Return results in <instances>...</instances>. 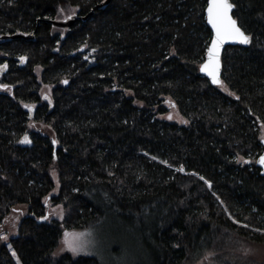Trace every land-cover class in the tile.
<instances>
[{"label": "trees", "instance_id": "16d2710c", "mask_svg": "<svg viewBox=\"0 0 264 264\" xmlns=\"http://www.w3.org/2000/svg\"><path fill=\"white\" fill-rule=\"evenodd\" d=\"M103 1L0 0V66L7 62L13 86L0 93V221L27 206L10 240L15 258L0 245V264H99L53 252L64 233L98 223L107 209L130 224L151 218L161 264H195L209 253L206 264H264L245 253L264 246V177L255 165L264 0H230L252 39L225 48L222 86L199 74L211 39L206 0L97 7ZM71 16L69 29L48 22ZM171 108L178 120L167 118ZM25 135L30 143H20ZM52 173L51 203L64 217L48 221Z\"/></svg>", "mask_w": 264, "mask_h": 264}, {"label": "rangeland", "instance_id": "374dc122", "mask_svg": "<svg viewBox=\"0 0 264 264\" xmlns=\"http://www.w3.org/2000/svg\"><path fill=\"white\" fill-rule=\"evenodd\" d=\"M63 18L61 17V19ZM36 74L39 79L40 70H37ZM42 91H44L43 88H41ZM47 91L50 93L49 90ZM169 116H172L171 120L179 119L176 115V110L172 108L168 111L167 118ZM28 126L31 131L52 137L50 129L39 123L29 122ZM262 138H264V134ZM52 177L54 188L43 199V203L46 205L48 221L54 219L62 220L64 217L62 206L51 203V197L56 196L58 193L57 175L52 173ZM26 214L27 206L17 205L15 211L10 212L3 221H0V237H7V240L0 239V245H5L14 258L10 240L15 236L17 227ZM150 227L151 218L130 224L127 219L119 216L114 210L107 209L104 217L98 223L82 230L67 232L75 234L79 238V241L87 249L86 253L74 255L69 251L63 243L65 239L64 233L53 254L59 256L69 253L72 256L93 257L99 264H161V260L155 255L154 241L150 237ZM245 253L255 260H264V246H245ZM210 256L211 253L205 254L195 264H206Z\"/></svg>", "mask_w": 264, "mask_h": 264}, {"label": "snow or ice", "instance_id": "6c2138e0", "mask_svg": "<svg viewBox=\"0 0 264 264\" xmlns=\"http://www.w3.org/2000/svg\"><path fill=\"white\" fill-rule=\"evenodd\" d=\"M207 2V23L211 25L213 30V37L211 43L207 48V60L200 65V71L205 73L211 78V82L216 85H223V81L220 79V52L222 47L228 42H235L239 44L247 45L251 42V37L246 34L240 26H238L237 20L233 18L232 10L235 5L230 2V0H206ZM94 51V50H93ZM88 57H85L87 59ZM26 58L20 57V60L23 62ZM4 68L7 65H3ZM67 83V81H65ZM0 87L7 88V85H0ZM25 107H28L25 105ZM174 107V105H173ZM168 119H172V116H169ZM187 123V121H184ZM31 141L27 136L20 143H30ZM57 141H53V144H56ZM156 159V157H152ZM243 159V158H241ZM163 162V161H162ZM261 166H264V156H261L257 161ZM244 163H249V161H244ZM183 171V169H179ZM195 175V173H193ZM201 180L204 177H200ZM205 183H208L205 181ZM211 187V185H209ZM47 219V217H43ZM247 227V225H245ZM65 239L63 241L65 247L71 251L74 255H79L81 253H86V247L79 241V238L75 234L65 233ZM0 239L7 240V237H0ZM15 256L16 253L13 252Z\"/></svg>", "mask_w": 264, "mask_h": 264}, {"label": "water", "instance_id": "95a60500", "mask_svg": "<svg viewBox=\"0 0 264 264\" xmlns=\"http://www.w3.org/2000/svg\"><path fill=\"white\" fill-rule=\"evenodd\" d=\"M109 1H110V0H105V1H103L101 4H99L97 7H99V8H103V7H105V5H106ZM230 2H231V1H230ZM206 8H207V2H206ZM206 8H205L206 25H207V27L209 28V30H210V32H211V39H212L214 33H213L212 28H211V25H209V24L207 23V12H206ZM233 10H234V8H233ZM233 10H232V15H233ZM91 14H92V12H90L89 14H87V15L84 16V17H81L80 19H81L82 21H84V20H86L87 17H88L89 15H91ZM233 18H234V17H233ZM77 19H78V18H77L76 16H71V17H68V18L63 19V20H53V21H48V22H49L52 26H54V27H57V28H63V29H69V28L72 27V25L75 23V21H76ZM238 26H239V25H238ZM29 39H33V36H32V35H29ZM211 39H210L209 45H210V43H211ZM249 44H250V43H249ZM249 44L244 45V44H239V43H235V42H228V43H226V44L222 47L221 52H220V65H221V66H220V73H219V75H220V79H221V73H222V63H221V58H222V54H223L225 48H226V47H229V46L247 47V46H249ZM209 45H208V47H209ZM206 60H207V51H206V53H205V57H204L203 62H205ZM203 62H202V63H203ZM202 63H201V64H202ZM199 74H200L201 76H203L204 78H206L212 86H219V85L213 84V83L211 82V78H210L209 76H207L205 73H202V72L200 71V66H199ZM25 136H26V135H25ZM24 138H25V137H24ZM260 145H261V147H262V151H261V153L259 154V156L256 158L255 165H256L257 168H259V170H260V175L264 177V166H261V165L257 162V161L260 159L261 156H264V138H262V139L260 140Z\"/></svg>", "mask_w": 264, "mask_h": 264}, {"label": "flooded vegetation", "instance_id": "af4514ba", "mask_svg": "<svg viewBox=\"0 0 264 264\" xmlns=\"http://www.w3.org/2000/svg\"><path fill=\"white\" fill-rule=\"evenodd\" d=\"M1 39V38H0ZM3 65H7V62L5 61L3 63ZM2 66H0V85H7L8 87L5 89L3 87H0V93L1 94H9V95H12V91H13V86H10L8 83L5 82V79H4V76L6 74V68H4ZM44 100H47L48 101V98H43ZM25 105H27L28 107H25ZM23 106L29 111L31 112V109L30 108V104H23ZM30 117H31V114H30Z\"/></svg>", "mask_w": 264, "mask_h": 264}, {"label": "bare ground", "instance_id": "6f19581e", "mask_svg": "<svg viewBox=\"0 0 264 264\" xmlns=\"http://www.w3.org/2000/svg\"><path fill=\"white\" fill-rule=\"evenodd\" d=\"M58 20V19H57Z\"/></svg>", "mask_w": 264, "mask_h": 264}]
</instances>
